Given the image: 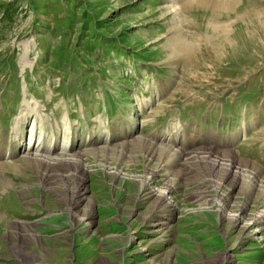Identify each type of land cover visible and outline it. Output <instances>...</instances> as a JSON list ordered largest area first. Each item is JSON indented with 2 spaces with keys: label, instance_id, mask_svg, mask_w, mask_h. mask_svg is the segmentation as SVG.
<instances>
[{
  "label": "rangeland",
  "instance_id": "obj_1",
  "mask_svg": "<svg viewBox=\"0 0 264 264\" xmlns=\"http://www.w3.org/2000/svg\"><path fill=\"white\" fill-rule=\"evenodd\" d=\"M189 1L0 0V264H264V0ZM211 149L252 179L186 170Z\"/></svg>",
  "mask_w": 264,
  "mask_h": 264
},
{
  "label": "bare ground",
  "instance_id": "obj_2",
  "mask_svg": "<svg viewBox=\"0 0 264 264\" xmlns=\"http://www.w3.org/2000/svg\"><path fill=\"white\" fill-rule=\"evenodd\" d=\"M191 1H193V0L189 1V3H190L189 8L192 7L191 5H193V3ZM202 1L205 3L207 0H202ZM211 1L213 2V4L218 3L224 9H231V6H233V5L236 6L235 3L237 4V0H211ZM206 4H208V3H206ZM186 5H188V4H186ZM186 5L181 7L182 11L187 12L189 10L188 6H186ZM223 28H224V25H223V27L222 26L220 28L218 27L217 31L225 32V30ZM185 42H186V37H184L183 35H178V36L176 35L173 39H170V41L168 42V47L170 48L169 59H177L179 55L176 52H178L180 54H184L183 57H185V58L187 55H189L188 53H190V52L188 49H190V48L192 49V47H190L189 43L186 44L187 42L186 43ZM44 131H46V129H44ZM99 151H101V150L99 149ZM106 151H107V149H106ZM111 151H113V150H111ZM0 152H2V150H0ZM152 153H154V152H152ZM11 154H14V152H12ZM220 154H222V153H218V151H216V150L214 151L212 149L208 150V151L202 150V151L194 152V154H192V156H190V157H191L192 161L196 160L197 163L196 164L185 163V165L187 167L186 170L190 168L191 171H195V172L198 171L196 173L197 177L198 176H203L205 178L209 177L208 181L210 182L211 186H213L216 190H219L218 179L220 178V180H222L223 178L224 179L228 178L229 177L228 174H229L230 169L236 167L237 169H240L242 172H246L248 174V172L246 170L244 171V168L240 167L238 162L236 160H234L228 153H227L228 156H226L227 154H225V155L224 154L220 155ZM111 156H113V155H111ZM149 156H151V155H149ZM50 161H51V159H45V158H42V159L34 158L33 159V158H31V159L27 160L26 162L29 165L35 166L37 168V172H38L39 177H41L45 183L50 184V185L52 183L63 184V187L65 190L63 192H60V196H62V200L65 201L69 206H72L73 209L75 206L78 207L79 204H81L87 200L85 188L83 187L85 173L83 172L84 168H81V164H80L81 161L79 162L77 160H64V161L58 162L56 164H52ZM225 162H227V163H225ZM13 169L16 171L17 168L15 169V167H14ZM179 172H181V171H179ZM222 176H223V178L221 179ZM248 177L250 180L252 179V178H250L249 174H248ZM68 179H73L72 180L73 183L71 185L68 184ZM74 182L75 183L77 182V184L74 185ZM166 189H167L169 194L174 192V191L172 192V186H168ZM198 197H200V199L202 200V199L206 198V195H205V193H201ZM165 199H166V197H165ZM162 203H163V201H161V204ZM158 204H159V201L155 204V207ZM168 205H170V204H168ZM223 208H224V206L222 205V209ZM90 211L91 212L88 214L89 216L92 215V210H90ZM258 217H264V215L261 214V215L257 216V218ZM159 226L163 230L168 229V225L166 224V222H160ZM162 229H160V230H162ZM22 251H23V248L14 249V255L17 259H19L21 257ZM27 261L29 262V264H35L34 260H32V259H27ZM221 262L224 264L225 259L221 260Z\"/></svg>",
  "mask_w": 264,
  "mask_h": 264
}]
</instances>
